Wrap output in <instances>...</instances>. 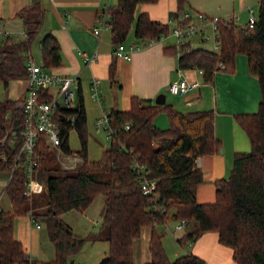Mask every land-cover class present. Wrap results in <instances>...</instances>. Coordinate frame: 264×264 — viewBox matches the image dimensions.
Returning a JSON list of instances; mask_svg holds the SVG:
<instances>
[{
	"label": "trees",
	"instance_id": "1",
	"mask_svg": "<svg viewBox=\"0 0 264 264\" xmlns=\"http://www.w3.org/2000/svg\"><path fill=\"white\" fill-rule=\"evenodd\" d=\"M155 1L116 0L112 4L107 13L113 43H121L130 31L137 42L143 43L168 34L167 23L151 19L146 12L136 13L138 4ZM186 3L187 0H177L174 17L184 11ZM42 13L38 4L24 6L18 15L24 22L25 37L16 39L0 34V82L4 87L13 79L27 78V58ZM215 42L219 52L191 48L188 42L176 45L178 50L175 45L166 47L178 53L180 68L200 69L204 81L212 78L221 62L222 70L233 71L236 55L244 53L250 71L258 79L257 111L236 115L249 137L250 150L236 152L228 177L214 180L213 202L196 199V187L204 180L196 159L221 147V140L214 133L213 109L181 111L166 102L157 104L151 98L132 95L126 109L112 108L107 112L113 130L110 145L100 159L90 160L86 154V109L78 88L76 106L59 107L58 111L63 116L59 119L60 150L68 155L77 153L79 162L70 168L48 163L47 145L40 142V148L36 147L38 160L33 176L46 188L47 208L36 213L30 207L32 192H26L25 155L16 160L21 138L13 131L22 127L21 99H0V139L6 136L5 144L0 146V154L5 155L4 159L0 158V172L8 175L4 192L10 201L9 209L0 206V264H69L68 255L78 251L85 238L75 236L61 216L71 210H86L100 194L104 195L102 224L106 232L102 236H87L90 240L108 242L107 254L97 264H206L190 252L168 258L155 227L168 220L177 223L182 219L191 223L193 229L180 242H191L203 232L216 231L219 241L231 247L238 264H264V0H258L257 20L252 27L219 19ZM40 53L44 66L60 65V45L53 34L46 33L41 38ZM110 73L113 78V65ZM160 112L167 116L166 128L154 122ZM72 113L73 125L64 118ZM71 128L76 129L81 141L77 151L68 144ZM137 163L147 169L146 177L157 179L154 195L143 194ZM28 213L35 221L47 222L54 245V257L49 261L31 258L14 236V219ZM145 226L151 228L147 242L150 259L136 263L133 242Z\"/></svg>",
	"mask_w": 264,
	"mask_h": 264
},
{
	"label": "crops",
	"instance_id": "2",
	"mask_svg": "<svg viewBox=\"0 0 264 264\" xmlns=\"http://www.w3.org/2000/svg\"><path fill=\"white\" fill-rule=\"evenodd\" d=\"M111 1L113 4L116 2V0ZM254 1L187 0L183 12H188L193 22L200 25L201 30L199 29L198 34L192 37L184 38L183 43L188 42L191 48L203 47L219 52V48H216L215 31L209 19L213 16L225 18L236 15L238 16L237 23L242 16L246 21L248 7H254ZM104 2L105 0H0V28L3 34H9L16 39L24 38L25 26L18 11L24 6L38 4L43 13L36 38L31 43L30 54L34 59V52L38 51L40 64L46 69L55 70L63 75L76 76L78 79L76 94L77 89L80 88L84 106L85 89L90 90V95L95 100L90 81L92 77H97L99 85L102 82L103 93H106V88L112 90L108 92L111 106L114 105L112 102L114 96L117 97L118 107H111V109H126L132 95L154 100L160 92L166 94V103L181 111L213 109L214 133L221 140V147L215 153L205 154L196 159V164L202 170L204 177L203 182L196 187V199L198 202L214 200L215 185L213 181L227 178L234 154L249 151L251 147L247 133L236 118L238 113L256 112L260 100L258 79L248 67L247 56L244 53H238L233 71H224L219 67L213 72L209 81H204L200 69L180 68L178 53L175 50H166L168 46H176V39L170 34L174 24L170 23L168 24L170 31L163 39H156L151 44L132 51L128 60H116L109 28L105 29L100 36L93 32L96 13ZM175 11H177V0L145 2L136 7V13L146 12L151 19L164 23L174 18ZM200 13L203 18H199ZM67 14L69 16L66 19ZM245 16L247 17L245 18ZM131 32L133 33V31ZM46 33L53 34L60 45L61 60L57 67H46L41 62L40 40ZM170 35L174 39L166 41ZM209 39L213 45H208ZM176 50H178L177 46ZM82 52L89 55L96 52L97 59L86 65ZM110 65H113L114 68L113 78L110 73ZM180 77L188 81L201 80L202 82H199L196 89L183 95L171 94L167 89L168 83ZM3 88L8 91L7 97L4 99L18 98L22 100L26 93V79H13L7 87L3 86ZM167 93L175 99L173 102L167 101ZM20 103L21 101H19V106ZM97 103L99 104V102ZM166 120L168 119L159 114L155 117L154 122L158 121L160 126H165ZM7 179L8 175L5 172H0V206L5 209L10 208V201L4 192ZM23 217L28 218L26 224L29 223V235H27V231L25 234L21 230L24 225V222L21 223ZM33 221L35 220L29 213L17 216L14 219V236L21 241L29 254L33 253L39 256L41 249L35 248V246L39 242L40 230L38 229L40 227H37L36 223L33 225ZM170 222L176 224L173 220H168L155 227L161 235L165 251L170 244V238L175 237L178 246L176 249H172L170 245L169 253L172 257L166 251L169 259L190 252L202 258L206 264H238L232 257L231 247L219 241L216 231L203 232L195 240L183 243L179 240L193 229V225L187 222L180 229H176L169 224ZM159 227L161 229H158ZM150 230L149 226L143 227L140 237L133 242V259L136 249L138 251V257L136 260L134 259L136 263L146 262L150 259L147 248ZM140 238L143 239L142 242L139 241Z\"/></svg>",
	"mask_w": 264,
	"mask_h": 264
},
{
	"label": "built area",
	"instance_id": "3",
	"mask_svg": "<svg viewBox=\"0 0 264 264\" xmlns=\"http://www.w3.org/2000/svg\"><path fill=\"white\" fill-rule=\"evenodd\" d=\"M111 0H105L102 6L96 13L95 25L93 32L97 35H101L105 29L109 28L108 13L107 10L111 7ZM69 14L66 15V19ZM199 18H203L200 13ZM238 16L231 15L229 17L220 18L213 16L209 19L212 24V28L215 31L217 21L222 19L224 21L237 22ZM187 20V22H184ZM257 20V10L254 7H248V18L246 24L248 27H252ZM174 24L171 28L170 34L176 39V45L182 44L184 38H189L198 34L200 25L193 22L188 12H183L177 17L171 18L167 24ZM0 34H3L0 28ZM6 34V33H5ZM166 34H161L158 39H163ZM153 41L143 43L144 45L151 44ZM141 47V44L135 43L125 46L122 42L117 44L113 49V54L117 57L130 59L131 53ZM216 48H219L216 45ZM83 54V61L86 65L97 59V53ZM219 67L224 68V64L219 63ZM199 85V81H188L185 78H178L168 83L167 89L171 94L183 95L186 92L196 89ZM78 86V79L76 76L63 75L55 70H49L44 68L40 63H37L31 54L27 58V78H26V93L24 94L20 107L23 113L22 127L19 130L13 131V134H19L21 138V145L16 155V160L25 155V174L28 177L26 183L27 193L34 191H40L42 183L39 182L33 176V169L37 164L38 153L36 147L40 148V142H45L47 147L54 146L60 149V123L59 119L63 118L60 115L58 109L72 108L76 106V88ZM98 86L99 79L92 77L90 81V87L92 89V95L98 98ZM43 94L47 96L44 98ZM67 121H70L71 125L75 120V115L69 114L64 117ZM110 118L107 112L96 119L95 125L97 129L103 128L106 137L111 138L113 130L109 126ZM128 127V123L125 124ZM6 136L0 139V146L5 144ZM0 158L4 159L5 155L0 154ZM75 158V157H74ZM76 161H78V158ZM75 161V162H76ZM75 162L69 160L65 163L66 168L73 167ZM17 163V162H16ZM16 163L12 166V169L16 166ZM139 167L141 173L140 188L143 194L154 195L156 193L157 179L146 177L148 173L144 165L136 164ZM185 223L186 219H182L175 224L176 229H180ZM39 227V224L36 223ZM36 264H39L38 262Z\"/></svg>",
	"mask_w": 264,
	"mask_h": 264
},
{
	"label": "rangeland",
	"instance_id": "4",
	"mask_svg": "<svg viewBox=\"0 0 264 264\" xmlns=\"http://www.w3.org/2000/svg\"><path fill=\"white\" fill-rule=\"evenodd\" d=\"M253 4H254V8L257 10L258 9L257 0H255ZM246 17L247 16H245V18ZM246 21L244 20L242 16L240 20L238 21V23L242 24ZM210 36L212 37V34ZM173 39L174 38L173 37L171 38V35H170V38L166 39V41H171ZM138 42L141 44V48L145 46V45L143 46L142 41H138ZM138 42L136 41L131 31L129 32L127 37L122 41V43L125 46H128L130 44H135ZM111 44H112V47L115 48L116 44L113 42H111ZM208 45H213L210 39L208 40ZM33 56H34L35 61L37 63H40V60H39L40 55L38 54V51H35ZM115 57H116V60L124 59V58L117 57V56ZM199 82H202V81L199 80ZM109 91H112V90H110L109 88H106V93H103L102 82H100V85L98 86V98L94 97L95 100H93V98L90 95V90L85 89L84 96H85V107H86V123H85L86 154H87L88 159L90 160L100 159L103 154V151L110 145V140L106 137V133L104 129L103 128L97 129L95 125L96 119L102 116L103 113L108 112V110H110L111 107H118L117 97L115 96H114V99L112 100L114 105L112 106L110 105L111 102L109 99L110 95L108 94ZM7 93L8 91L3 88V85L0 82V99L6 98ZM113 93L112 95H114ZM167 95H168L167 97L168 102H173L175 100L168 93ZM97 102H99V104ZM159 114L167 118L165 113L161 112ZM166 121L167 123L165 126H160L158 121L156 122V125L161 128H166L168 126V120ZM68 144H69V147L73 151H77L81 148V141H80L79 135L75 128H71L69 130ZM45 157L48 163H51L52 165H55V166L65 167L66 162H68L69 160L71 161L73 160L75 162L77 160L75 158L79 156L77 155V153H73L71 155L64 154L60 149L54 146H50L46 148ZM78 162L79 160L76 161L75 164ZM213 191L215 194V186H214ZM4 200H5V197L3 199V202ZM214 200L208 201V202H213ZM30 207L32 211L36 213H42L46 210L47 208L46 188L44 184H42V188L40 191H34L31 193ZM103 209H104V195L100 194L94 199V201L90 204V206L86 210L84 211L72 210L61 216L63 221L68 223L71 226L73 234L75 236L85 238V241L83 245L79 248V250L68 255L69 264H97L102 258L106 256L107 250H108L107 241L103 239H96V240L87 239V236H89L90 234H98V236H102L105 234L106 226L102 224ZM27 221H28L27 217H23L21 219V223L24 222V225H22L21 230L25 234L27 231L28 233L27 235H29L30 229H29V223L28 225L26 224ZM35 223H38L40 227L38 229L40 230L39 242L36 244L35 248H40L41 251H40L39 256L33 253L32 254L30 253L29 255L31 258L37 259L39 261L51 260L54 256V245L50 239L49 228H48L47 222L43 219H39V220L33 221V225ZM169 224L175 227L173 222H170ZM158 229H161V228L159 227ZM140 240L142 242L143 239L140 238L139 241ZM170 245L172 249L177 248L178 244L175 240V237L170 238V244L168 248L166 249L169 256L172 257L171 254L169 253ZM137 257H138V251L136 249L134 253V259L136 260Z\"/></svg>",
	"mask_w": 264,
	"mask_h": 264
},
{
	"label": "water",
	"instance_id": "5",
	"mask_svg": "<svg viewBox=\"0 0 264 264\" xmlns=\"http://www.w3.org/2000/svg\"><path fill=\"white\" fill-rule=\"evenodd\" d=\"M165 98H166V94L164 92H160L155 96L154 102L157 104H163L165 103Z\"/></svg>",
	"mask_w": 264,
	"mask_h": 264
}]
</instances>
